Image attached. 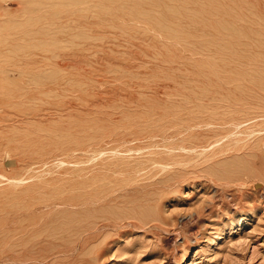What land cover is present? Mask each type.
Returning a JSON list of instances; mask_svg holds the SVG:
<instances>
[{
  "label": "rangeland",
  "instance_id": "obj_1",
  "mask_svg": "<svg viewBox=\"0 0 264 264\" xmlns=\"http://www.w3.org/2000/svg\"><path fill=\"white\" fill-rule=\"evenodd\" d=\"M0 264H264V0H0Z\"/></svg>",
  "mask_w": 264,
  "mask_h": 264
},
{
  "label": "bare ground",
  "instance_id": "obj_2",
  "mask_svg": "<svg viewBox=\"0 0 264 264\" xmlns=\"http://www.w3.org/2000/svg\"><path fill=\"white\" fill-rule=\"evenodd\" d=\"M227 5V4H226ZM241 57V56H240Z\"/></svg>",
  "mask_w": 264,
  "mask_h": 264
}]
</instances>
